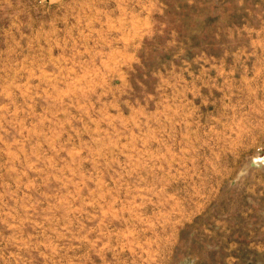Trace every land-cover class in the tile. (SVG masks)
<instances>
[{"label":"rangeland","instance_id":"rangeland-1","mask_svg":"<svg viewBox=\"0 0 264 264\" xmlns=\"http://www.w3.org/2000/svg\"><path fill=\"white\" fill-rule=\"evenodd\" d=\"M0 264H264V0H0Z\"/></svg>","mask_w":264,"mask_h":264}]
</instances>
